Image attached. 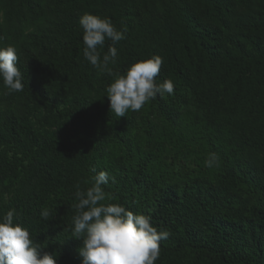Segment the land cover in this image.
Segmentation results:
<instances>
[{"label": "trees", "instance_id": "1", "mask_svg": "<svg viewBox=\"0 0 264 264\" xmlns=\"http://www.w3.org/2000/svg\"><path fill=\"white\" fill-rule=\"evenodd\" d=\"M85 13L124 33L112 75L83 56ZM9 45L24 89L0 81V217L41 254L81 264L76 185L106 171L109 202L170 233L155 264H264V0H0ZM152 56L173 94L115 116L106 87Z\"/></svg>", "mask_w": 264, "mask_h": 264}, {"label": "clouds", "instance_id": "2", "mask_svg": "<svg viewBox=\"0 0 264 264\" xmlns=\"http://www.w3.org/2000/svg\"><path fill=\"white\" fill-rule=\"evenodd\" d=\"M79 25L83 29L84 58L100 73L112 75L109 64L116 63L115 45L125 39L124 33L117 30L111 19L90 13L80 17ZM106 41L111 43L101 56L99 49ZM17 61L14 46L0 47V81L9 94L24 89ZM162 64V57L152 56L131 64L123 74H115L106 87L110 111L117 117H125L129 111H140L157 95L173 94L171 80L156 81ZM217 159L215 153H210L205 166L212 167ZM109 179L106 171H100L87 190L76 185L74 195L78 202L74 205L72 230L76 239L82 238L81 264H155L160 256V242L170 233L158 231L150 216L134 214L122 204L109 202L103 188ZM41 216L47 219L49 212L42 211ZM14 217L15 209L0 217V264H57L53 254H41L40 245L33 241L26 227L13 222Z\"/></svg>", "mask_w": 264, "mask_h": 264}]
</instances>
